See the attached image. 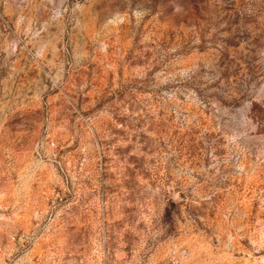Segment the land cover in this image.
Returning a JSON list of instances; mask_svg holds the SVG:
<instances>
[{"label":"rangeland","instance_id":"1","mask_svg":"<svg viewBox=\"0 0 264 264\" xmlns=\"http://www.w3.org/2000/svg\"><path fill=\"white\" fill-rule=\"evenodd\" d=\"M0 264H264V0H0Z\"/></svg>","mask_w":264,"mask_h":264}]
</instances>
